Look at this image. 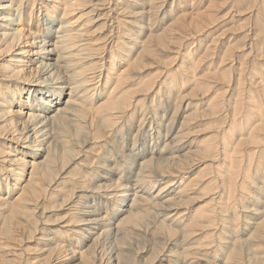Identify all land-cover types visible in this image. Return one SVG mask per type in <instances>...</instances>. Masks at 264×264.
Here are the masks:
<instances>
[{
	"label": "bare ground",
	"instance_id": "bare-ground-1",
	"mask_svg": "<svg viewBox=\"0 0 264 264\" xmlns=\"http://www.w3.org/2000/svg\"><path fill=\"white\" fill-rule=\"evenodd\" d=\"M156 1L159 0H146L142 5L138 1L134 3L131 1L136 6L141 5V11L137 12L140 17L138 18V26H141L138 28L140 33L144 30V25L153 20L151 18L154 13L160 10L159 8L155 12ZM109 2L110 0H0V62H3L0 63V264H12L18 261L15 246L11 245L13 241L18 243L19 238L16 239L13 235L12 228L15 225H23L27 229L28 225L32 227V224L36 223L32 219L37 209L34 205L41 200L46 188L57 181V169L61 167L60 170H63L68 164L65 161L72 160L73 154L77 155L80 152L77 149L81 147L77 144H81L83 142L81 140L90 136L84 134L82 139H79L82 131L93 123V120H87L86 113L92 110L91 115H99L101 124L109 122L106 126L108 132L111 133L114 130V134H118L126 128V121L132 118L134 112H138L133 110L140 106V102L135 105L130 103L126 99L125 91L117 90V88L123 84L122 81L126 77L128 78L133 68H137L143 59L152 55L151 44L154 36L152 34L146 35L141 41L133 37L129 39L131 47L125 51L128 54L135 52L134 58L126 55L124 59L126 68L117 69L119 71L115 74L109 71L107 76H102L104 81L101 80L105 86L97 96V101L102 98L97 107V102L93 99V92L97 89V84L101 82L97 81L101 78V75H98L100 72L98 64L101 60H105L110 69L116 71V65L119 63V48L123 45L122 41L117 39L116 54L113 50L115 46L108 48L107 52L105 50L100 53L103 48L102 42L101 44L99 42V45L95 44L92 35L88 34L92 24L100 22L102 27L107 25L103 19L111 12V10L106 11ZM126 2L128 1L115 0L114 7L121 9L120 5H123L122 9H124L117 15L121 16L126 11ZM41 10L43 12L40 14ZM191 10H182L178 16L181 19L178 20L190 21V26L199 23L198 20L202 18V14H195ZM37 13L40 15L36 18ZM122 24V21H118L117 26L120 27ZM140 33L137 35L142 36ZM223 40L224 38L220 36L214 37L206 46V51L215 53L225 49L222 59L225 58L230 48L223 47ZM104 53L106 54L103 56ZM190 53H187V62L180 68L184 74L180 75L179 79L170 78L162 82L163 96L169 101L175 96L177 100L182 99L184 104L186 102L184 99L188 97L182 90L190 80L194 86L191 92L196 88L203 89V85H199L201 77H197L193 69L194 65L196 66L193 62L196 61V57ZM100 54L102 57L98 59ZM109 54L110 57H108ZM189 59L192 63H189ZM185 72L193 73L188 77L184 76ZM262 72L260 75L257 74L253 82L255 91L250 90L246 93L242 107L239 99L234 102V106L230 103L231 106L225 107L226 101L217 104L214 101L215 97L202 104L197 93L193 94L191 99L199 101L184 105L188 112L183 117L182 128L180 127L179 133L170 142L168 139L173 136L174 128L173 125L169 126L176 120L174 116L176 117L178 112L174 109L172 119L164 125V116L155 111L164 112V105L154 109L150 107L147 115L152 114L149 117L152 122L150 124L156 126L150 131H154L157 135L156 139H162L158 142L161 144L164 142V145H159L157 140L152 138L155 144L151 146L146 138L148 137L146 132L142 133L147 117L146 109L142 106L140 123L133 136L132 146L130 148L131 143L127 145L129 146L128 154L119 150L124 145L120 141L116 142V147L110 146L114 150L112 157H119V161L117 164L115 161H110L111 165L104 170L106 174L110 173L119 177L113 180L110 179L111 177H103L99 174L100 181L108 179L107 181L113 183H99L100 185L94 187L97 194L104 193L107 197L105 200L113 203L111 204L113 209L110 212L106 211L103 215L98 207L100 202L84 207V209H91L89 211L82 209L76 212L77 208L72 205L74 208L68 209L71 217L74 215L79 217L74 220L67 218L65 221L67 226L65 224L63 228H67L65 233H71L75 240L70 239L72 244L67 246H72L71 254L74 257H69L70 259L62 257L60 249L65 247L63 241H54L47 235L48 238L43 239L44 246L41 249L45 256L42 264L44 262L49 264L50 260L53 264L57 261L60 263V261L74 259L77 261L76 264H90L94 253L100 254L105 250L107 240L111 243V256L106 264H127L131 263L133 257L128 252L131 250L129 247L131 240H147L148 243L157 238V242L154 240L155 244L164 246L172 243L173 237L178 241L172 245L174 248L169 249L167 260L161 261L160 264H210L217 263L218 260L220 264H240V261H243L242 264H264V252H259L264 247V75ZM145 86L148 88L147 92L156 91L155 82L146 80L141 87ZM258 87L261 89L258 90ZM67 89L70 93L65 101L63 97L67 95ZM159 93L156 92L155 97H158ZM205 97L206 95L201 96V99ZM90 100H93L95 105L90 106L88 104ZM154 102L155 98L152 105L155 104ZM221 105H223L220 108L222 122L220 131L218 128L216 142L182 152L184 147H181L180 139L184 124L198 114L200 108L207 110L210 114L216 111L219 113L220 110L216 108ZM131 107H133L132 113H130ZM164 129L166 133L160 137ZM95 134H98V131ZM101 135L93 138H103L105 133ZM121 135L124 141L125 135ZM105 139H107L106 136ZM92 142L88 139L84 140L83 148H85L84 145L92 144ZM157 145L163 146L161 150H158ZM246 147H249L248 151H245ZM198 154L203 158H211V163L214 164L212 170L214 175L208 178V175L203 174L208 167L210 168L207 165L208 167L201 168L197 176L183 179L186 170H194L199 164L185 168L182 162L187 157L193 155L197 157ZM121 162L123 165H120ZM250 173L253 174H251L253 184L247 179ZM88 174H90L89 171L85 173V180ZM157 183H161V186L158 187V193L153 196V189ZM213 184L216 185L213 189L215 193L210 192L212 195L207 196L209 198L206 205L192 211L190 216L184 217V209L189 208L191 204L195 205L190 201V196L198 190H208ZM249 185L255 188L253 191L256 195L249 192L247 198L242 196L254 205L246 206V212H242L252 215L250 221L246 220V223L243 220L244 217L241 218L238 215L236 205L238 201L236 202L233 197L239 193L246 194L244 191L248 190ZM76 189L77 187L73 185L62 202L73 199ZM260 193L263 194L260 199L261 204L258 202ZM99 197L103 198V196ZM240 219L245 222L240 231L245 238L247 237L246 239L238 236L240 227L235 223L241 221ZM200 223L208 224L209 229L214 226H219V229L215 227L218 230L206 236L204 238L206 243L200 245L201 248L195 251L193 248L195 243L188 241V228L197 227ZM202 224H200L201 227ZM73 226L79 227L73 230ZM245 232L246 234H243ZM1 240H4V243ZM143 245L145 246V243ZM75 248L80 249L78 255H75ZM65 252L66 250L63 253ZM243 252L246 254L244 257ZM54 256L56 257L53 258ZM202 257L207 258L208 261L202 260ZM154 258L158 257L153 254V257H149V261H153ZM152 261L147 263L153 264Z\"/></svg>",
	"mask_w": 264,
	"mask_h": 264
},
{
	"label": "rangeland",
	"instance_id": "rangeland-1",
	"mask_svg": "<svg viewBox=\"0 0 264 264\" xmlns=\"http://www.w3.org/2000/svg\"><path fill=\"white\" fill-rule=\"evenodd\" d=\"M126 1H128L125 3L127 4V7H126L127 9L125 8L126 11H124L121 14V16H119L117 15V13L122 12L124 10L122 9L123 5H120L121 9H118L114 7L116 6L115 0H110V2L106 6V11L111 10V12H109L108 16H106L105 19H103V21L107 22V25L102 27L100 26L101 23L99 22L97 24H92L89 27L88 34L92 35V39L94 40L95 44L99 45V42L100 44L102 42L101 47L103 48L100 50V53L105 50H106L105 52H107L108 48L110 49L111 46H115L113 50H114V54H116L117 48H116L115 43L117 42L115 41H117V39L121 40L123 44L121 48H119V51H120L119 63L116 65V71L112 70V68L110 69V66L106 63L105 60H101L102 62L100 61V64H98V67H99L98 70L100 71L98 75H101V78L97 81H101V82L97 84V89L93 92L94 93L93 99L96 100L98 98L97 97L98 94L100 93L101 89H103L105 86L104 83H102V80H103L102 76L104 77L105 75L107 76V73L109 71L115 74L117 71H119L117 69L123 70L124 68H126L127 66L124 61V59H126V55L133 56L134 58L135 52L128 54V52L125 51L127 50V48L131 47V43L129 45V39L133 37L136 39H140L141 41V40H144L146 35L152 34L154 35L152 38L153 41L151 44L152 55L151 54L148 55L145 59H143L137 65L138 66L137 68H133L132 71H130V75H128V78L126 77L122 81L123 84H121L117 88V90L121 89L123 90V92L125 91L124 93H126V97H127L126 99L130 103H134L135 105L138 102H140L139 104L140 106H137L136 110H133V111H138L139 113L134 112L135 114H133L132 118L129 121H126V124L124 122L126 128H124V130H122L121 132H118V134H114V130L111 131V133L108 132V129L106 126L109 125V122H105L101 124L99 115L98 116L91 115L90 112H92V110L86 113L87 120L88 121L93 120V123L90 122L91 125L88 126L86 130L82 131V134L80 135L81 137H79V139H82L84 134L86 135L88 134L90 135L87 138L88 141L89 142L93 141V142L92 144L84 145L85 148H83L82 143L84 142V140H87V139L81 140V142L82 141L83 142L82 143L80 142L81 144H77V146H80L83 150L81 148L80 149L78 148L77 150L78 151L80 150V152L77 155L73 154L72 156L73 159L71 158L72 160L67 159L65 161V162H68L67 166L63 170H60L61 167L57 169L58 170L56 173L57 181L51 184L49 183L50 186L46 188L45 192H43L44 195L42 196L41 200L38 201L34 205L35 207H37V209L36 211H34V215H32V219L36 223L32 224V227L28 225L29 228L27 227V229L23 225L22 226L15 225V227L12 228L13 235L16 237V239L19 238V240H17L18 243L11 241L13 243L11 246L13 245L15 246L14 250H16V253L18 254L17 256L18 261L13 262L12 264H42V259H44L45 257L43 256L44 254L43 250L41 251V249L44 246V242H43L44 238L50 237L54 241H57V242L63 241L62 243H63V246L65 247L71 245L72 242H70V239H72L73 241L75 240L72 238L71 233H65V230L67 228H63V226L66 224L65 221L67 218L74 220L77 217H79V215H74V217H71V214L68 211V209L70 208L73 209L74 208L73 206L77 208L76 212H79L82 209L85 211H89L91 209L89 210L84 209V207L88 206L89 204H93L94 202L96 203L100 202L98 203V207L101 209V212L103 215L105 214L106 211L110 212L113 209V207H111V204L113 203H109L107 202V200H105V198L107 197L106 195L104 196V193L97 194L94 191V187H96V185H98L99 183L100 184H103V183L112 184L113 183L111 181H107L108 179H104L100 181L98 177L99 174H101V176L103 177L104 176L111 177L110 179H113V180H117L116 178L119 177L113 174L111 175L110 173L106 174L104 170L108 166L111 165L112 162L110 161H115L116 164L119 161V157H116V156L115 158L112 157V152H114V150L110 146L112 145L113 147H116L115 145L116 142L120 141L124 144L123 145L124 147L122 146V148H120L119 150L122 151V153L126 152L128 154L129 146L127 145L131 143L130 148L132 146V141L134 138L133 136L136 133L138 129L137 127L140 123L139 120L141 118L140 112H141L142 106H144V109H146L145 113L147 116L145 119V125L143 126L144 129L142 133L146 132L145 134L148 135V137L146 136V138H148L149 140L148 142L151 143L150 144L151 146L155 144L154 143L155 141L152 138H155V140H157L156 139L157 135L154 133V131H150L152 127L155 128L156 126H152L150 124L152 122L150 121L149 117H151L152 114L147 115L149 113L148 112L149 108L151 107L154 109L155 107L158 108L160 105H164V112H162L161 110H155L156 112H158V114H161L162 116H164L163 118L164 125L165 123L167 124V122L168 123L170 122V120L172 119L175 113L174 109H176V111L178 112L177 116L176 117L174 116L176 120L172 121L173 123L171 122V125L169 126L171 127L173 125V128H174L173 136L170 139H168V142H170V140L179 133L178 131H180L181 123L184 120L183 117L188 112V109L184 108L185 107L184 105L186 103L192 102L193 104L194 102L195 104V102L200 100L201 103L204 104V103L211 101V99L215 97L214 101L215 103L217 102V104L219 103L222 104V102L226 101L225 107L227 105L231 106V104H233L234 106L235 104L234 102L237 99H239L241 101L240 105L242 107L244 105L243 100L247 95L246 93L250 90L255 91V88H254L255 85L253 82H255L257 76L261 74V71L264 72V0H192V1L187 0V2L186 0H159V1H156L154 5V6H157L155 12L160 8V10H158L159 12L157 11L156 13H154V16L151 18L153 19L152 20L153 22L150 21L149 24H145L144 30L141 33H140V29H138L141 26H138V18L140 17H138L137 12L141 11V5L142 3H145L146 0H126ZM131 1L133 3L135 1H138L139 4L141 5L138 4V6H136ZM173 4H174V7H173ZM192 6H195V7L192 8ZM186 9L188 10L192 9L191 11H193V13L195 14L201 13L202 18L200 20L202 21L198 20L199 23L193 26H190L189 24L190 21L185 20L186 24L183 19L179 21L178 19H181L178 17L180 12ZM42 12L43 11L41 10L40 14ZM40 14L37 13L36 18ZM94 21H96V19ZM118 21H122L123 23L122 26L120 27L117 26ZM129 23L130 24L133 23L134 25L135 24L137 25L135 26L132 24L129 25ZM171 26H174V27H171ZM138 33H140L142 36L137 35ZM216 36H220L224 38L223 40L224 48H227V47L228 49L230 48V52L223 59L222 57H224L225 49L224 51L215 52V53H213L212 51L211 52L209 51L208 53L206 51L207 49L206 46L209 45V43ZM96 39L97 41L98 40L99 41L97 42ZM187 53L195 55L196 57L197 62L195 60L193 61L194 64H196V66L194 65L193 69L195 71L196 76L201 77V79L199 80V85L202 84L203 89L199 90L196 88L195 91L191 92L194 86L193 84H191L192 81L190 80V82H188L185 85V88L182 90L184 95L187 94L186 96L188 97V99L187 98H186L187 100L184 99L186 102L183 104L182 102L184 101H182V99L177 100V98H174L175 96L169 101L167 100V98H165V96H163L164 87L162 86L163 85L162 82L170 78L179 79L178 77L184 74L183 72L180 71V68L183 66L182 64H185L187 62V57H188ZM105 54L106 53H104L103 56ZM110 56L111 55L109 54L108 57ZM101 57L102 55L100 54L98 59H100ZM189 58H193V57H189ZM221 60H223V63H221ZM238 61L239 62L241 61L240 62L241 64ZM0 63H3V62H0ZM189 63H192L190 59H189ZM263 72H262V75H264ZM192 73H186L184 76L190 77ZM146 80H150L152 83L155 82L156 91L154 89L155 91L154 93H152V91L147 92L146 90L148 88H146V86L141 87V85L144 84ZM238 80L241 81V83H239ZM238 85H241V86L238 87ZM258 88H259L258 90L261 89V87H258ZM156 92H160L158 97H155ZM66 93L67 95L65 94L63 97L65 101L68 98V94L70 93L68 89ZM195 93H197V96H199L200 98L199 100L191 99L192 96H194L193 94ZM204 95H206V97L204 99L203 98L201 99V96H204ZM154 98H155V102H154L155 104L152 105V101ZM101 100L102 98L100 99V101L96 100L97 102L96 107L100 104ZM88 104L91 106L93 104V100L88 101ZM93 105H95V103ZM222 106L223 105L219 106V108H216L220 110L219 113L218 111H216L215 113L211 112V114L208 113L207 110L200 108L198 110V114H195V116L190 118L189 121L184 124V127L182 129L184 133L182 132L181 139L179 138L180 142H182L181 147H184L182 148L183 149L182 152H186L189 149L194 150L198 147L207 146L209 144H212L213 142H216V140L218 139L216 138L218 134L217 132H219L221 129L220 123L222 122L221 120L222 110L220 108ZM132 109L133 107L130 108L131 110L130 113H132ZM90 116L92 118H90ZM209 116L210 117L212 116V118H210ZM120 123H122V121H120ZM165 128L167 129L168 127H165ZM218 128H219V131H218ZM97 131H98V134H95ZM91 133L94 134V136ZM104 133L107 139H105V136L103 137L104 139L103 138L94 139L95 137L102 136L101 134L104 135ZM109 133H110V136H109ZM120 133L125 135L124 141H122V138H121L122 135ZM165 133L166 132L164 129V131L160 134V137H163ZM137 139H139V137H137ZM161 140L162 139L158 138L157 143L159 145H164L165 144L164 142H162V144L158 142ZM105 144L106 145L108 144V145L106 146ZM159 145H157L158 150H161V147L163 146H159ZM102 147L104 149H102ZM246 148L247 149H245V151L246 150L248 151L249 147H246ZM137 154L139 155L138 151H137ZM197 157L196 155L195 156L193 155L191 157L186 158L185 161L187 162L185 161L182 162L185 168H187L188 166L191 167L197 163L199 164V166L198 167L196 166L197 168H195L194 170H186L185 171L186 174H184L183 179L185 177L197 176L201 168L208 167V166H210V168L209 167L207 168V170L209 171L207 172L208 174L206 173L207 170L203 172V174L208 175L207 176L208 178L214 175L212 173L214 164L212 165L211 158H205V157L203 158L199 154L197 155ZM120 165H123L122 162L120 163ZM124 169H126V167H124ZM88 171L90 172V174L86 176L87 179L85 180L84 176H85V173ZM251 174L252 173H250V176H248L247 179H249V181H251V184H253V179H252L253 177L251 176ZM207 177L205 176L206 179ZM73 185L77 187V189L75 190L73 194V199L62 202V199H64L65 196L69 194V190L73 188ZM159 186H161V183L156 184L155 188L153 189V193H152L153 196L158 193ZM215 186L216 185L213 184L212 186H210L209 188L210 190L205 189L204 191L203 189H201V190H198L193 195H191L190 201L195 203V205L192 206L191 204L189 205V208H187L186 210L184 209V212H185L184 217L190 216L192 211H195V209L205 206L206 203L208 202V198L213 193H215V191L213 190L215 189L214 188ZM247 187H248V190L247 191L245 190L246 192L244 191V193L246 194L241 195V193L237 192L240 195L235 194V196L233 197L236 202L238 201L236 204L238 207L237 209L238 215H240L241 218L244 217L243 220L245 222L246 220L247 222L250 221L252 215L249 213H242V212L243 211L246 212L247 210L245 209L246 206H249V205L254 206V205H252V203L247 202L245 199H243L242 196L247 198V194H249V192L256 195L255 192L253 191L255 190V188H253L251 185ZM206 191H209V192L206 193ZM261 193H260V197H258L259 204H261L260 199L263 195ZM208 195L209 197H207ZM77 196H81L82 198L78 199ZM99 196H103V198ZM201 196H203L204 198H202ZM205 196L207 198H205ZM88 197L89 198L91 197V198L89 199ZM71 201L73 204L71 203ZM75 202L78 204H74ZM240 220L242 222L238 221V223L237 222L235 223L240 227L238 231L240 235L238 236H240L243 239H246L247 237L245 238L244 235H242L240 231L241 227H243L242 225H245V222L242 219ZM200 224L197 227L188 228L189 230L188 241L195 243L193 245V248L195 249V251L196 250L198 251V249L201 248L200 245L206 243V241H204V238L206 236L212 233H215V230L219 229V226H214V228L213 227L211 228L212 229L211 231V229L208 228V224H202V227L200 226ZM73 227L74 228L72 229L74 230V229H77V227L79 226H73ZM215 227L218 229H216ZM32 229L33 231H31ZM83 229H84V226H83ZM246 232L243 234H246ZM50 234L52 236H50ZM47 235L48 237H46ZM154 240L156 241L157 238ZM158 240L159 242H162L161 239H158ZM1 241H3L2 243H4V240H1ZM142 241L143 240L141 239L137 241L131 240V245L129 246L131 250H129L128 252L132 254L133 257H132V260L130 261L131 263H127V264H148L149 262L152 261V260L149 261V257L150 256L153 257V254L156 255L158 258H154L152 263L160 264L161 261L167 260L166 256L169 255L170 253L168 252L169 249L174 248V246L172 245L176 244L178 239L173 237L171 239L172 243H168L164 246H162L159 243L155 244V241L154 242L149 241L148 243H147V240L143 242ZM144 243H145V246L143 245ZM178 244L180 245L181 243H178ZM246 244L247 242L245 243V245ZM65 247L60 249V252H62V254L60 255L62 257H66L67 259L74 257V255L71 254L72 246L67 247V248ZM110 248H111V243L110 241L107 240L105 242V250L101 252L100 254L94 253L93 254L94 257H92L93 260L91 261L90 264H106L107 260H109L111 256ZM75 249H76L75 255H78L80 252V249H77V248ZM261 249L262 250H259V252L261 251V253H263L264 247H262ZM65 250H66L65 252L66 254L63 253ZM218 256H221V255L218 254ZM242 256L244 257L246 256V254L243 252ZM55 257L56 256H54L53 258ZM205 259L207 260V258L202 257V260H205ZM74 260L60 261V263H58L57 261V262H54L53 264H70V263L76 264L77 261L76 260L74 261ZM219 262L220 261L218 260L217 263L212 262L210 264H220ZM240 262H241L240 264L243 263V261H240ZM44 264H47V263L44 262ZM49 264H52L51 260Z\"/></svg>",
	"mask_w": 264,
	"mask_h": 264
}]
</instances>
